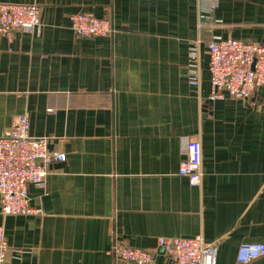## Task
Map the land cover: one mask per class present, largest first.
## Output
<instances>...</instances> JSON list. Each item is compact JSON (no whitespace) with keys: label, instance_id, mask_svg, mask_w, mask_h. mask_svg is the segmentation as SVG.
<instances>
[{"label":"crops","instance_id":"0c3cea01","mask_svg":"<svg viewBox=\"0 0 264 264\" xmlns=\"http://www.w3.org/2000/svg\"><path fill=\"white\" fill-rule=\"evenodd\" d=\"M37 3L42 29L0 36V135L20 115L66 158L42 187L41 215H4L6 264H124L122 242L177 264L159 237L201 235L211 264H238L244 242H264V86L244 100H209L205 42L213 35L264 44V0H0ZM214 5L221 24L199 28ZM109 17L107 35L78 36L69 15ZM200 39L199 84L187 82ZM201 143V183L178 173L181 138ZM244 264H264V255Z\"/></svg>","mask_w":264,"mask_h":264},{"label":"built area","instance_id":"2783aa9c","mask_svg":"<svg viewBox=\"0 0 264 264\" xmlns=\"http://www.w3.org/2000/svg\"><path fill=\"white\" fill-rule=\"evenodd\" d=\"M215 1V0H214ZM214 5L208 4L199 14L197 26L220 25L212 17ZM70 28L78 36L110 34L113 29L109 17H96L90 11H77L69 15ZM14 29L38 32L42 29L40 6L37 3L0 2V36ZM200 39L188 46L187 82L199 84ZM208 55L210 82L209 100L247 99L253 91L264 86V44L233 37L213 35L205 42ZM49 137H34L29 133V118L17 116L0 135V210L4 215H41V207L30 205L28 185L42 187L49 167L62 162L63 151L49 150ZM185 159L178 173L185 176L191 186L201 183V143L197 134L181 138ZM3 226L0 225V264H6L8 249ZM157 249L177 264H211L215 245L201 235L192 237H159ZM124 264H152L154 252L122 242H115L108 250ZM264 255V242L241 243L236 252L238 264L248 263Z\"/></svg>","mask_w":264,"mask_h":264}]
</instances>
